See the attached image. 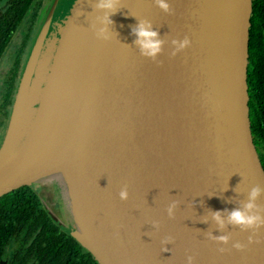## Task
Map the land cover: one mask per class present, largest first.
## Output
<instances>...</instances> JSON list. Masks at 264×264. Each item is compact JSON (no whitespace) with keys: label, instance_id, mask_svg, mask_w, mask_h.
<instances>
[{"label":"water","instance_id":"1","mask_svg":"<svg viewBox=\"0 0 264 264\" xmlns=\"http://www.w3.org/2000/svg\"><path fill=\"white\" fill-rule=\"evenodd\" d=\"M97 2L47 0L41 11L0 145V198L38 185L97 264H264V228L248 244L252 233L227 223L264 189L247 83L254 0H167L170 13L119 0L108 25ZM139 20L164 41L155 60L133 43Z\"/></svg>","mask_w":264,"mask_h":264},{"label":"flooded vegetation","instance_id":"2","mask_svg":"<svg viewBox=\"0 0 264 264\" xmlns=\"http://www.w3.org/2000/svg\"><path fill=\"white\" fill-rule=\"evenodd\" d=\"M45 1L0 0V145L7 127L17 82ZM253 25L255 27L252 32L251 23L247 83L250 128L260 157L261 149L255 134L264 124V43L261 41H264V30L259 21L255 20ZM16 190H26L33 195L46 219L22 220L18 227H13L12 235L1 246L0 264H91L81 246L50 217L49 212L52 210L60 217L58 205L55 204L53 208V203L46 200L38 185L24 186ZM90 257L92 258L91 255Z\"/></svg>","mask_w":264,"mask_h":264},{"label":"clouds","instance_id":"3","mask_svg":"<svg viewBox=\"0 0 264 264\" xmlns=\"http://www.w3.org/2000/svg\"><path fill=\"white\" fill-rule=\"evenodd\" d=\"M154 3L165 13L171 12V7L167 0H154ZM118 4L119 0H98V2L95 4V8L104 12V17L101 19V23L105 25L113 23L111 16L116 14L118 10ZM93 27H95V25H93ZM132 34L136 37L133 43L138 46L140 54L144 57L155 60L157 55L162 51V45L164 41L159 38L158 31L153 30L151 21L139 20L137 25L132 28ZM96 35L97 38L107 39V27L100 28ZM172 43L177 46L175 51L172 53V55L175 56L177 52L182 51L190 46L191 41L189 38L185 37L183 41L173 40ZM262 191H264V189H261L259 185L252 187L248 193L247 202L244 203L242 207L231 210L227 215L228 224L239 227L241 231H250L252 233L248 236V244L259 243L260 241L256 239V235L261 228H264V207L257 204L256 202ZM119 197L121 200L128 199V190L126 186L119 192ZM175 207V203L168 207L167 212L169 217H172L173 209ZM212 216L217 224H219L221 229H223L225 227V220L222 218L221 212L216 211L212 213ZM208 235L210 239L225 245L228 244L230 240V235H221L217 237L211 236L210 233ZM170 240L171 237H169L165 243L169 242ZM232 247L236 250H243L245 245L237 241L232 244ZM218 250L221 253L225 251L224 248H220ZM162 251L167 252L169 249L164 247L162 248ZM193 259L194 257L189 255L187 257V264H193Z\"/></svg>","mask_w":264,"mask_h":264},{"label":"trees","instance_id":"4","mask_svg":"<svg viewBox=\"0 0 264 264\" xmlns=\"http://www.w3.org/2000/svg\"><path fill=\"white\" fill-rule=\"evenodd\" d=\"M255 20L262 23L264 30V0H254L253 2V11L250 20L252 23V32L255 27L253 25ZM261 41L264 43L263 39H261ZM255 135L259 141V149H261L259 159L264 169V124L259 127ZM37 203L35 197L26 190H16L0 198V252L2 251L1 246L6 242V239L12 235L13 227H18L20 221L46 219L41 209L38 208ZM82 251L88 255L87 257L91 264H97L90 257L88 252L83 248Z\"/></svg>","mask_w":264,"mask_h":264},{"label":"rangeland","instance_id":"5","mask_svg":"<svg viewBox=\"0 0 264 264\" xmlns=\"http://www.w3.org/2000/svg\"><path fill=\"white\" fill-rule=\"evenodd\" d=\"M47 1V0H46ZM46 1H45V3H46ZM45 5V4H44ZM44 5H43V7H44ZM43 7H42V9H43ZM42 9H41V11H42ZM41 11H40V13H39V16H38V26H39V17H40V14H41ZM38 26H37V29H38ZM37 31V30H36ZM41 194L43 195V196H45L44 195V193L41 191ZM45 198H46V200H48V201H50V203H53V208H54V206H55V204H57L58 206H57V208H58V212L60 211V206H59V204L57 203V201L54 199V197H52V196H50V197H47V196H45ZM52 212L54 213V211L52 210ZM54 214H56V213H54ZM60 217H61V214H60ZM62 218V217H61Z\"/></svg>","mask_w":264,"mask_h":264}]
</instances>
